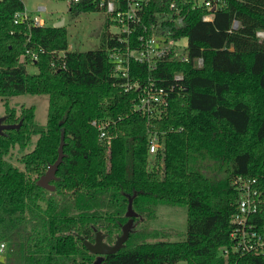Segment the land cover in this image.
<instances>
[{"label": "trees", "instance_id": "obj_1", "mask_svg": "<svg viewBox=\"0 0 264 264\" xmlns=\"http://www.w3.org/2000/svg\"><path fill=\"white\" fill-rule=\"evenodd\" d=\"M155 6L150 21L167 9ZM24 10L23 0H0V97L48 95L50 107L46 126L35 123L34 107L22 106L5 121L22 122L20 128L0 135V239L24 252L8 264H94L99 255L89 245L97 235L113 246L130 220L122 247L99 264H228L221 250L233 244L234 182L256 178L264 198V0H220L215 11L187 6L183 25L169 26L173 37L188 40L189 60L153 71L132 62L130 77L142 83L153 77L169 88L176 74L184 76L185 90L171 93L159 119L134 109L137 91L125 92V79L115 76L110 33L97 50H70L65 27L16 24ZM71 10L96 11L85 4ZM207 14L212 21L203 20ZM28 48L44 50L36 63ZM94 121L110 122V144L99 140ZM154 127L165 135L160 152L150 155ZM34 136L21 170L6 155L17 145L26 149ZM62 138L52 192L37 183L57 161ZM152 157L159 160L151 164ZM130 199L137 217H127ZM159 205L187 208L184 241L164 240L165 232L150 227ZM28 208L36 219L29 230ZM257 218L264 224V203ZM228 261L264 264V255L231 254Z\"/></svg>", "mask_w": 264, "mask_h": 264}, {"label": "built area", "instance_id": "obj_2", "mask_svg": "<svg viewBox=\"0 0 264 264\" xmlns=\"http://www.w3.org/2000/svg\"><path fill=\"white\" fill-rule=\"evenodd\" d=\"M71 7L85 4L94 8L97 12L105 15L107 24L116 28V32L110 33L114 45L107 48L108 58L117 78L125 79L122 87L125 92L137 91L134 101V109L148 118H161L169 106L171 93L175 90L180 93L185 90L183 74H176L169 88L160 83L164 80H156L149 77L145 82L132 80L130 69L132 62L144 65L149 71L155 70L158 65L166 62H187L189 60L188 40L186 38H175L169 25L182 26L186 18V7H206L209 11L216 10L220 0H66ZM164 2L166 10L156 13V19L150 21L151 8L156 3ZM40 10H45L40 7ZM94 11V12H96ZM212 15L203 17L204 21H212ZM14 21L27 23L28 26H46L45 21L37 16L31 17L26 10L16 13ZM235 22L234 27L237 28ZM263 36V33H259ZM186 40L183 44L182 41ZM70 49V48H69ZM71 50V49H70ZM44 50L35 51L31 48L26 50V56L33 63L39 60V53ZM65 52L60 55L64 56ZM203 59L198 60L202 66ZM65 65L63 64V67ZM99 130V140L110 144V136L107 128L110 122L92 123ZM164 132L158 129L148 130V150L150 155L160 152ZM238 197L236 202V213L233 216V230L231 232L232 246L221 250V255L229 264L231 254L234 255H264V224L258 220L261 207L264 203L263 193L256 178H238L234 184ZM9 254L6 242L0 241V262L4 261Z\"/></svg>", "mask_w": 264, "mask_h": 264}, {"label": "rangeland", "instance_id": "obj_3", "mask_svg": "<svg viewBox=\"0 0 264 264\" xmlns=\"http://www.w3.org/2000/svg\"><path fill=\"white\" fill-rule=\"evenodd\" d=\"M23 2L27 14L31 17L37 16L43 19L46 27H54L56 23L64 21L63 27H65L68 32L69 48L74 51L97 50L102 46L101 37L103 33L116 32V28L107 24L103 13L97 11H72L71 6L66 0H23ZM40 7H44L45 10H40ZM182 42L185 44L186 40ZM28 70L30 73L38 71L37 67L34 65H29ZM22 106L34 107L35 123L42 126L47 125L50 107V97L48 95L23 94L0 97V118L6 117L10 113L18 117L21 114ZM37 138L38 136H34L26 149H22L18 145L11 148L9 154L6 155V159L15 167L24 170L21 158L34 149ZM158 160L152 157L151 164ZM161 164L163 166L162 161H160V165ZM37 176V173L30 174L32 180L37 178ZM42 206H44V204H42ZM29 211L28 208L23 216L28 230L36 221L35 217ZM34 211L37 214V218L42 217L41 213L36 208ZM149 225L155 230L165 232L167 237L164 240L184 241L187 235V208L185 206L159 205L157 208V215L153 220H150ZM128 229L129 227L126 226L124 229L125 233L128 232ZM0 241L6 242L10 250L8 257L4 261H1L0 264H8L9 261L12 262L24 257V252L18 250V246L13 253V249L11 250L10 248L12 247L13 241L8 239H0ZM178 264L186 263L180 262Z\"/></svg>", "mask_w": 264, "mask_h": 264}, {"label": "water", "instance_id": "obj_4", "mask_svg": "<svg viewBox=\"0 0 264 264\" xmlns=\"http://www.w3.org/2000/svg\"><path fill=\"white\" fill-rule=\"evenodd\" d=\"M212 11H215V8ZM63 26H64V21H60L56 23L54 27H63ZM6 120H7V117L0 118V135L4 134V132L7 130L19 129L20 126L22 125V122H20L19 124H8V123H5ZM63 146H64V138H62V142L59 147V156H58L57 161L48 168L47 172L43 176H41V178L39 179L37 183L40 187L46 190H49V191L55 190V186H53L50 182L56 178L55 174L57 172V169L63 161V158H64ZM137 216L138 214L134 212L133 207H132V199H130L128 211H127V217H137ZM132 225H133L132 220H130L127 224L124 225L122 236L118 238V240L113 246H109L103 243V236L101 233L97 235L96 244L89 245L90 250L93 253H96L99 255L98 260L94 264H99L100 262H102V259H103L102 255L116 252L119 248L122 247L123 243L126 241V239L129 236V232L132 228ZM126 226H128L129 229H128V232L125 233L124 229Z\"/></svg>", "mask_w": 264, "mask_h": 264}, {"label": "flooded vegetation", "instance_id": "obj_5", "mask_svg": "<svg viewBox=\"0 0 264 264\" xmlns=\"http://www.w3.org/2000/svg\"><path fill=\"white\" fill-rule=\"evenodd\" d=\"M6 123V122H5Z\"/></svg>", "mask_w": 264, "mask_h": 264}]
</instances>
